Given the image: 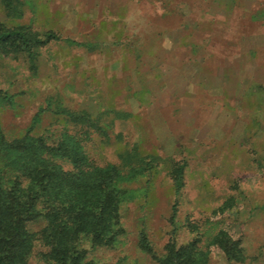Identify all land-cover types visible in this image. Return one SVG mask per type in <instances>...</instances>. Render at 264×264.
Returning <instances> with one entry per match:
<instances>
[{"label": "rangeland", "instance_id": "obj_1", "mask_svg": "<svg viewBox=\"0 0 264 264\" xmlns=\"http://www.w3.org/2000/svg\"><path fill=\"white\" fill-rule=\"evenodd\" d=\"M0 25L81 44L52 40L33 63L0 52V143L73 134L94 165L118 169L122 229L112 245L82 234L79 264H159L170 242L196 238L205 264H264V0H0ZM66 110L88 112L94 125ZM15 157L0 149V177L27 186ZM230 198L237 215L217 213ZM232 221L237 260L208 246ZM46 224L39 216L27 228ZM32 248L27 264H54L40 239Z\"/></svg>", "mask_w": 264, "mask_h": 264}, {"label": "trees", "instance_id": "obj_2", "mask_svg": "<svg viewBox=\"0 0 264 264\" xmlns=\"http://www.w3.org/2000/svg\"><path fill=\"white\" fill-rule=\"evenodd\" d=\"M52 40L81 45L70 38L62 39L51 31L40 36L27 27L6 28L0 25V52H26L32 63L37 48ZM63 113L75 124L94 125L88 112L66 110ZM2 148L16 153L15 168L29 183L23 186L15 178L6 185L0 177V264H27L36 239H40L47 248L42 252L43 257L54 264L81 262L86 252L79 248L82 234L89 236L93 245L114 243L122 229L119 227L120 199L115 191L119 172L115 165H94L81 139L73 134H65L55 144H49L44 137L28 132L11 141L3 138L0 143ZM134 156L138 163L143 164L144 157L140 153L135 152ZM55 158L70 160L73 168L65 169ZM184 167L185 163L182 162L172 171L176 192L184 185ZM175 213L174 204L172 223ZM217 213L237 215L235 199H228ZM39 216L45 217L47 224L38 232H31L27 223ZM237 223L228 222L227 228L220 231L208 245L211 250L223 252L229 260L239 259L237 250L242 237L236 233ZM198 241L196 238L180 246L170 242L167 245L168 253L158 260L159 264H205L207 254L197 246ZM142 244L155 256L144 233ZM84 264L98 263L90 260Z\"/></svg>", "mask_w": 264, "mask_h": 264}]
</instances>
